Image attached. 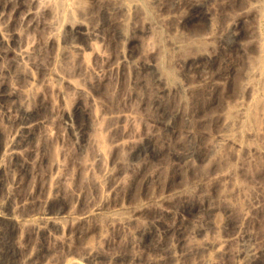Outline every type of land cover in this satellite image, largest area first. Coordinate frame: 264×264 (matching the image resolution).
<instances>
[{
  "label": "bare ground",
  "instance_id": "bare-ground-1",
  "mask_svg": "<svg viewBox=\"0 0 264 264\" xmlns=\"http://www.w3.org/2000/svg\"><path fill=\"white\" fill-rule=\"evenodd\" d=\"M144 1L146 0H0V103L4 101L8 102L9 109L17 107L19 104L20 90L23 86L22 84L20 86L18 84V80L22 79L21 77L33 81L35 85L38 84L37 87L39 88L41 86L43 91L51 89L50 87H52L53 80H59L64 84L66 89H68V93H70V91H72L74 95H84V93H87L86 87L84 88V86L80 85V82L79 84L74 83L71 80L72 74L68 75L70 73L69 70L72 69H68V67L71 66L68 58L71 59L72 54L77 57L75 55L77 52V55H81L79 53L81 51V46L78 45V47L71 44H64L65 46L60 45L61 42L65 43L60 36V22L62 23V19L67 17L73 18V21L64 22L63 25L71 27L70 30L74 28L75 31H77V34L79 33L82 37L84 36L90 41L95 40L94 42L102 44L105 42V36L108 34H106L107 32L103 33L98 30V27H96L98 24L95 23V25L94 21L96 20L98 9H101L102 6H105V8L110 7L111 3L114 2L119 5V9L126 13L124 12V15L123 13L118 14L117 8V14L113 13L114 15L112 14V17L111 14H108L110 15L111 22L108 19V15L107 19L110 24L113 23V25L116 26L121 24L120 21H122L127 28L130 27L131 32L130 34L126 33V37H128L127 40L125 39L130 48L139 42L138 38L140 35L136 36V32L143 33V42H145V44L147 43L144 41L146 38L148 41L146 45H151V49H149H155L154 51L157 55L156 58L158 59L157 63L162 67V70H159L165 74V77L168 76L167 79L169 81L167 80V82L168 84L170 83V89L165 86L166 84L164 86L170 91L175 88L179 90L178 92L181 91V97L184 98H177L179 100H177V102L188 105V120L193 124L195 130L191 135L194 136L195 144H197L198 160L200 164V166H198L197 163H190L186 160L189 162L186 167L187 170H190L194 174H198L195 178L193 177L194 179L188 182H182L181 177H177V171L174 172L175 166H173V169L169 166L172 170L167 171L164 168V165L166 164L164 159L168 155L167 153H171L174 157H177V154H180L181 152L183 153L185 144V142L183 143L184 140H182L183 133H181L180 130H177L179 127L176 125L177 129L175 127L170 136H160L161 134L156 131H159V129L154 127L153 130H151V126L155 121L152 119L153 123L149 129L151 135H148V137L150 136L151 143L153 142L155 145H158V148H160V150H156V152L161 151L159 152L160 156L157 157L155 160L156 162H154V165L157 163L158 166H152L151 163L153 162L148 160H140V163L132 165L129 170L125 167V172L128 171L127 175H129L124 177L123 167H118L116 165L118 164V161H116L118 153L126 150V145L124 146L121 137L129 136L130 134L134 136L137 134H135L136 130H133L135 129L134 127H136L134 124H137L134 123L136 120L133 119L135 112L132 114V107H128V111H130L129 113L133 116L131 118L126 110L127 107L124 106L126 107V113H123L122 111L124 110H122V113L118 112V114L113 112L115 115L112 114V116H109L110 114L108 113V117L105 118L100 116L103 119L102 125L104 132L107 133L109 137L108 142H110V145L107 143L109 145V151H106L108 149L105 150L104 143H102V145L99 143V152L95 156L92 155L94 160H91V164L93 165L96 161L101 162L102 156L104 158L109 154L107 157L109 158V163L107 164L115 165L116 169H104L103 167L102 173H100L101 177L97 181L98 183L100 182L101 186L103 185V187L100 185L98 186L103 189H101L103 192L100 190L101 195L99 198L96 196L97 200L93 199L92 201L90 199L92 201L91 203V201H87L88 199L85 201L86 197L84 198L81 193H78L77 195L75 194L77 192H75L72 193L75 197L72 199L73 201L75 200L74 204H76V206H80L77 210H74V205L73 207L69 206V208L65 207L67 209L61 215H59L60 213L58 215L45 213L47 212V209H45V212H40L39 210L44 211V209H39V207L44 201H46L45 199L55 198L53 195L54 192L55 195H57V192L62 196L61 193H63L64 188L68 186V180L70 184V182L72 183L76 179L79 181L82 178L77 175L78 177L72 180L75 177L71 176L75 169L73 167L75 166V161L74 158L70 156L69 152H67V148H65L66 139L61 133V128L54 125V137L59 143H61L59 152L61 153V157H63L62 159L61 157L59 158L62 160V163L60 162L62 165H60L58 161L56 165L58 164V167L62 166L65 168V174H59L57 172L58 174L56 173V175L53 176L52 171L54 170L51 171L53 167L49 170L51 171V174L49 172V176L52 175V177L47 179L50 181L51 178H54L51 180L53 182L51 189L45 187L46 192L50 190V193L52 192V189L55 191H53V194L46 193V195L48 194L49 196L52 194L53 197H48L47 195L46 197L48 198H43L44 201H40L42 203L38 204L39 200H37V198L39 199V197L37 196L42 189H44L43 186L49 182L44 179V181L46 180L47 182L44 184L42 181V175L39 174V171L36 168L41 166L45 155H43V153H45L43 152L45 145H43L40 140H44L46 136L45 134L41 135L42 132L38 130L42 122H37L36 120V123L33 122V124H30L24 122V118L23 120L16 119V114V118H13L11 110H6L7 113L12 116V123L15 125L13 124L14 128L13 125L12 127L10 126L13 128V132L11 133H9L11 131L10 127L9 132L3 130L7 135L9 133L8 138L6 134H3L5 135V139L0 133L1 139H3V141L5 140V142L0 145V190L3 191L4 188L7 192L2 200L1 196L3 195H1L2 192L0 191V233H5L4 231L9 224H11V226H18L19 229L23 230V241L25 244L20 243L21 248H19V250L23 248L25 252H27V255L25 256L26 258L24 257L23 259L21 253L20 258L23 260L20 259L19 256L15 258L22 260L24 264H44L51 259L47 258L49 257L47 255H49L50 252L45 248L46 246L44 247V245L49 246L48 244H51V241L53 243V245H51L52 249L55 250L56 247L61 246L60 248L66 250L65 255L61 253L64 256L60 254V257H62L61 259L58 257L60 261L57 264H253L259 258L261 260L264 259V237H256V235L254 236L252 232L249 231V226L254 229L253 225L258 223V226L262 223L260 221L261 212L264 211V0H213L212 2L210 1V4L208 3L205 11L201 14L197 12L199 11L197 10L199 4L198 0H178L177 2L174 0L175 5H172L174 6L173 9L171 8V4H169L170 6L168 5L169 0H155L156 2L153 3L155 4L153 15L150 12L151 10L148 11V9H144V5L147 4ZM84 3L88 4L87 8H84ZM234 5H238V8L233 12H229L230 8ZM114 8L116 9V7ZM149 13L151 14L150 17L148 16ZM203 20L204 22L207 21L208 24L210 23V25H208L210 27H208L207 31L205 33L202 32L203 35L199 34L201 35L199 37L201 44L196 48H203V52L200 53L199 51L198 54H200V56L198 58L195 57L187 60L186 78L188 79H185L186 82L177 83L176 79L172 76L173 65L181 61L182 58L185 59L184 57L186 55L184 53L189 50L188 48L192 49L194 43V40H192V43V38L190 37V39L187 34H185V31L188 29V26H194L198 23L200 24ZM225 24L228 25V28L231 27L232 30H234V33L239 36L238 38L241 37L245 40L243 43L239 42L240 45H237L235 48L233 47L234 49L228 53L223 52L224 50L219 44V39H221V37L215 33L216 30H222V27ZM249 24H252V27H250ZM205 28H207V26ZM103 29L105 30V27H103ZM110 29H108V33H110ZM105 31H107V29ZM94 42L90 43L94 44ZM92 44L90 46H92ZM107 44L109 43L107 42ZM145 44H143V50L148 49V47L146 49ZM95 45L96 44L90 49L94 56L93 58L96 60L102 59L105 62L103 65L99 64L98 67L92 66L96 68V71L93 72L92 70L95 80L92 81V83L90 82L91 86L90 84H88L89 87L87 86L89 89H94L92 93H94L96 89H102L101 91H103L109 85L111 86L113 81L111 79V74L114 72L113 70L115 67L117 69L118 78H120L119 81H121V77L123 78L124 76L126 80V72L130 71L129 69L125 71L127 68L125 67L126 64H123L125 62L123 61L125 58L124 54H121L119 57L112 60L113 58H106L109 54L106 56L101 54L102 49L99 45L100 48L98 51L93 49L95 48ZM121 45L122 43L119 46ZM53 49L58 52V68L54 67L56 60V57H54L55 55L52 56L50 53ZM218 50H222V52L228 56H226L228 61L226 60L227 63H223L224 65L219 62L218 55L221 53L219 51L218 54ZM70 51L75 52V54L71 52V57ZM147 52L149 53V51ZM144 53H142V57ZM182 54H184L183 57ZM250 54L254 55L250 56ZM189 55L188 57L192 56ZM248 55L249 58L247 57ZM221 56L224 57L223 54ZM244 58L249 59L247 60L249 64L248 68H246V72H244L245 77L242 78V82L239 80V87L242 94L240 92L241 95L238 94L237 97L234 95L235 97L232 104L226 103L224 101L225 98L231 96L230 94H233L234 83L236 82V77L240 71L242 61L244 63ZM140 59L142 58L140 57L139 60ZM207 59H210L211 61L213 60L215 65H211V61L208 62L210 63V65H208ZM143 61H145V59ZM75 64L76 63L74 62L73 65ZM74 70L72 72H77ZM78 71V73L83 76V74L80 73V68ZM33 72H35V75H33ZM115 73L116 71L114 74ZM88 74H91L90 70ZM132 74L131 76L133 77L135 73L134 75ZM139 75H135L136 80L140 78ZM29 80L27 83H29ZM140 82L141 81L138 80L135 81V86L142 87ZM115 84H118V80ZM131 84L134 83L131 82ZM122 85L124 86V83H122ZM135 86L133 85V87ZM53 88L55 89L54 86ZM161 89H163V87ZM137 90L135 91L137 92ZM97 91L99 92V90ZM170 91L169 94H174L170 93ZM60 92L61 94L63 93L62 91ZM138 93L139 92H137V94ZM166 93L168 94V91ZM26 96L28 98V95ZM39 96L40 106L43 105V103L46 104L43 102L45 99H40L41 96ZM30 97L32 98V96ZM97 97L94 98L96 99ZM183 99H185V103H183ZM32 100L34 99L32 98ZM136 100L138 101V112H140V109L141 111L143 110L140 112V117H143L141 114L148 111L151 107L149 106L150 108H147V102L143 100V97L140 96V94L136 97L135 101ZM131 102H133V100ZM35 104H37V106L39 105L38 103ZM5 105H7V103ZM85 107L86 106L84 105V108ZM138 107H136V109H138ZM87 108L89 109L90 105ZM100 108H102V106ZM118 110H121V108ZM101 112L104 114V111ZM101 112L99 114H101ZM150 113L153 112L149 111L148 116H150ZM143 114L145 116V113ZM181 114L184 113L182 112ZM3 115L7 117L6 114L3 113ZM1 117L3 118V116ZM100 117L98 119H100ZM143 119L141 120L143 121ZM8 121L10 122L9 117ZM147 121L145 122L147 123ZM140 123L142 124V122ZM124 124L126 125V128ZM145 126H147V124ZM191 129L192 128L189 130ZM44 131L43 128V132ZM188 133H190V131ZM145 134L148 133L145 131ZM98 138L99 137L96 139ZM46 139L43 141L44 144L46 143ZM120 140L123 145L120 143ZM97 144L95 145L96 148ZM127 148H130L128 149L129 153H132L133 145L127 144ZM130 150L132 151L130 152ZM128 156H130V154ZM70 157L73 159L72 161L69 160ZM168 158L170 159L171 157ZM168 162L169 161H167V163ZM107 164L105 163V165ZM71 165L74 168L73 170ZM100 165H102V163ZM69 166L72 170L71 173L69 172ZM55 167L57 168V166ZM11 168L16 172L15 174H13L14 172L12 173V171V174H10L9 171ZM88 168L93 169L90 167ZM40 171L44 172L42 170ZM76 173L77 172L75 171V175ZM43 174L46 173L44 172ZM31 175L35 176V182L32 181L34 184H32L34 190L29 186L31 180L28 178L33 177ZM46 175L48 177V174ZM92 176L95 175L92 174ZM36 177L39 178L36 179ZM28 181L29 183H27ZM51 181L47 185L50 186ZM94 181H96V179H94ZM42 182L44 185H42ZM27 186H29L32 191L29 188L25 190ZM78 189L75 188L74 190ZM24 190H30L28 193L25 192L26 197L23 196ZM89 190L91 191V189ZM78 191L80 192V190ZM43 194H41L42 196L40 197V200H43L42 197L45 195ZM72 195L71 197H73ZM22 196L26 198L25 200H29L26 202L23 200L24 198ZM64 197L65 195L62 196L63 199L61 200H59V197V202L64 200ZM30 200L31 203L29 202ZM67 200L66 203L68 204ZM56 201L53 200L55 203ZM24 202L26 205H28L27 203L31 204L29 210H26L27 207ZM51 202L52 201H50V203ZM70 202L72 201H70L69 198V204ZM87 202L90 204L88 205ZM223 202H226L227 204L229 203L227 207L232 208L228 209V212L224 209L223 213L227 214H224L225 216H222L223 214L219 215V206L217 207V204ZM83 204H87L88 206L82 208ZM7 205L11 206V208H7ZM37 205L39 207H36ZM236 209H238V211H236ZM233 213L237 216L238 220L235 219L236 217ZM231 218L235 219L236 222H231ZM56 226L60 227L62 230L61 234H63L61 236L64 237L58 236L60 237L58 238L52 233V229ZM253 229L251 231H253ZM17 230L15 234L18 233ZM8 233L9 231L5 234L7 235ZM253 233L255 234V232ZM11 235L13 237L12 233ZM23 235L21 234L22 237ZM34 236H37V238L39 237V242L34 241ZM13 240L15 239H12L11 241L8 239L11 243ZM49 240H51L50 243H46L49 242ZM245 242L250 243L247 245ZM72 243L75 245L74 250L72 249ZM244 243L247 247H244ZM36 244L39 246V249L37 247L36 252L33 253L34 251L32 252L31 249L35 245V250L37 246ZM10 245L12 246L14 244L12 243ZM22 245L25 246L22 247ZM122 246L131 250V252H133L132 255H128L127 257L124 256L125 254L122 255L119 253L120 251H118L117 248L120 250L119 247ZM77 247L80 249V253H77ZM13 248H15V246ZM30 251L32 253H29ZM50 251L53 252L51 249ZM17 252H19L18 248ZM63 252L65 253V251ZM192 253L193 255L197 253L195 258L193 256L194 260L192 258ZM190 254V258H192L191 260L193 261H189V263L186 262V258H188V255L190 256ZM56 256H58V253ZM58 258L56 257V259ZM53 260L54 259H52V263H54ZM22 262L21 264H23Z\"/></svg>",
  "mask_w": 264,
  "mask_h": 264
},
{
  "label": "rangeland",
  "instance_id": "rangeland-1",
  "mask_svg": "<svg viewBox=\"0 0 264 264\" xmlns=\"http://www.w3.org/2000/svg\"><path fill=\"white\" fill-rule=\"evenodd\" d=\"M176 2L178 1V0H175ZM175 1L174 0H169L168 1V5L169 4H171V8L173 9V7L174 6H172L173 4L175 5ZM210 1L212 2L213 0H198V3L200 4V6H199V4H198V7H197V10H199V11H197L199 14H201L203 11H205V8L208 6V3L210 4ZM144 2H146L147 4H149V5H147V4H145L144 6V9L145 10H147L148 9V11H150L151 12V14L153 15L154 14V11H155V4H153V3H155L156 1L155 0H146V1H144ZM149 2V3H148ZM170 2H172V3H170ZM146 5H147V8H146ZM87 6H88V4L86 3H84V8H87ZM170 6V5H169ZM204 6V7H203ZM238 5H234L232 8H230V10H229V12H233V11H235L236 10V8H238L237 7ZM111 7V8H110ZM110 7H106L105 8V6H102V8L101 9H98V11H97V15H96V20L94 21V24L96 23V24H98V26L96 25V27H98V30H100V31H102L103 33H105V32H107L106 34H108V35H106L107 37H108V39H107V37L105 36V38L108 40H106L105 39V42H103L101 45L100 44H98L97 42H94L95 40H88V38H86V37H82V35H80L79 33L77 34V31H75V29L74 28H72L71 30H70V28L71 27H69V26H64L63 25V23L64 22H70V21H73V18H71V17H67V18H65V19H62L63 20V22L61 23L60 22V26H59V31H60V36H61V39H63L64 41H65V43L64 42H61L60 43V45L61 46H65V45H68V44H71V45H75V46H81V48H80V50L82 51V53H81V51L79 52L81 55H77V53L75 54V52L74 51H70V57H71V54L72 53H74L77 57H75V56H73V54H72V57H71V59L70 58H68V60L70 61V63H68V64H70L71 66H69L68 67V69H71V70H69V74L68 75H70V74H72V77H71V80L74 82V83H76V84H79V82H80V85H82V86H84V88L86 87V92L87 93H84V95H78V94H75L74 95V93L72 92V91H70V93H68V89H66V87L64 86V84L61 82V81H59V80H53L54 82H53V84H52V87H50L49 89L50 90H42V87L40 86L39 88L37 87L38 86V84L37 85H35L34 84V82L33 81H31V80H29V83H27L28 82V80L26 79V78H24L23 79V77H21L22 79H19L17 82H18V84H19V86L22 84L23 86L21 87L22 89L21 90H23V91H21L20 90V98H19V104L17 105V107H15V108H12V109H9V104H8V102H6V101H4V102H1L0 104V114H1V116H3V118L0 116V130H2V131H0V133L2 134V136H4V138H5V135H3V134H6L3 130H5L6 132L8 131L9 132V127L11 126L12 127V125L14 124V123H12L13 122V118H16V116H17V118L16 119H18V120H23V118H24V122H28V123H30V124H33V122L34 123H36V120H37V122H42V124L39 126V131L40 132H42L41 133V135L43 134H45V138H44V140L46 139V143L44 144L43 143V139H41L40 140V142L43 144V145H45V147H44V151L43 152H45V153H43V155H44V157H43V160H42V164H43V166H42V164H41V166H38V167H36L37 168V170L39 171V174H41L42 175V181L44 182V184L45 183H47L46 182V180H48L49 181V179H47V178H50V177H52V175H50L49 176V172H50V174H51V171L52 170H54L55 171V174H54V171H52L53 173V176L54 175H56V173L58 172L59 174L61 173V174H65V171H64V169L65 168H63L62 166H60V167H58V164L56 165V163H57V161H58V163L60 164V165H62L61 163H62V160H60L59 158L61 157V153L59 152L60 151V148L59 147H61V143H59V141L58 140H56L55 139V137H54V129H53V126L54 125H57V126H59L60 128H61V133L63 134V136H64V138L66 139V147L65 148H67V152H69V154H70V156H72V158H74V165L76 166H73L72 167V165H71V168H72V170L74 169V171L72 172V170L70 169V166H69V172L71 173L72 172V174L73 175H71V176H75L72 180H74L75 178H77L78 176L77 175H79V176H81V178H79V179H81V180H74L72 183L70 182V184H69V180L67 181V185L68 186H66L65 188H64V190H63V193H61V195L63 196V195H65V201L64 200H62V201H60L59 202V200H61V199H63L62 198V196H60L57 192H56V194L57 195H55V192H54V194H53V191H55L54 189H52L51 191L52 192H50V193H52L53 195H54V197L56 198H52V199H50V198H48V197H53L52 196V194H51V196H49L48 194V197H46L47 195H46V193H49V191L48 192H46V188L48 189H51V186H52V181L51 180H53V178H51L50 179V181H51V183H50V186L49 185H47V184H49V182L47 183V184H43V182H42V185H44L43 186V188L45 189H42V191L39 193V195L37 196V197H39V199L37 198V200H39L38 201V204H40V203H42L43 201H44V199H45V197L46 198H48V199H45L46 201H44L41 205H40V207L37 205L36 207H39V209H44V211H41V210H39L40 212H45V209H47L46 211L47 212H45V213H49V214H51V215H58L59 213V215H61L62 213H64L65 211H66V209L67 208H65V207H68L69 208V206H71V207H73L74 205V210H77V208H80V206H76V204H74L75 203V200L73 201V199L75 198L73 195H72V193H75V192H77V193H75V194H77L78 195V193H81L82 195H83V197L85 198V201H86V199H88L87 201H93V199H96L97 200V197L99 198V196L101 195V191L103 190L102 188H100V187H98L99 185H100V182L98 183L97 181L100 179V173H102V170H103V167H104V169H116V166L115 165H112V164H107V163H109L108 162V159L109 158H107L108 157V155L106 156V157H104L103 158V156H102V161L101 162H95L93 165L91 164V160H94V158H93V156H95L99 151V149H100V145H99V143H101V145H102V143H104L105 144V150L106 149H108L109 148V145H110V142H108V140H109V137H108V135H107V133H105L104 132V128H103V125H102V121H103V117L105 118V117H108L107 115H109V116H112V114L113 115H115V113H117L118 114V112L120 113L122 110H124V111H122L123 113H126V110H127V112H128V115H132V114H134V112H135V116H134V118L133 119H135L134 121V123H137V124H134L136 127H134L135 129H133L134 131H135V134L136 135H132V134H130L129 136H123V137H121V140H123V143H124V146L126 147V150L124 151H122L121 153H118V158L116 157V161H118L117 163L118 164H116L118 167H123V169H124V172H123V176L124 177H126V176H128L127 175V172H125L126 171V168H127V170H129L130 169V167L132 166V165H136L137 163H140V160L141 161H143V160H148V161H150V162H153V163H151V165L152 166H158V164L157 163H155V165H154V162H156L155 160H156V158L157 157H159L160 156V153L159 152H161V151H158V152H156V150H160V148H158V145H155L153 142V144L151 143V138H150V136L148 137V135H151V131L149 130L151 127V130H153V128L154 127H156V129H159V131L158 130H156L157 131V133L159 132V134H161L160 136H170L171 135V133H172V131L175 129V127H176V129H177V126L179 127L177 130H180V132L181 133H183L182 134V140H184L183 141V143L185 142V144H184V148H183V153L181 152L180 154H177V157H174L171 153H167L168 155L165 157V159H164V162L166 163L165 165H164V163H163V165L165 166L164 168L167 170V171H170V170H172L174 167L173 166H175V169H177V170H175L174 169V172L175 171H177L176 172V174H178L177 175V177H181V179H182V182H188V181H190V180H192V179H194L195 178V176H197L198 174L197 173H192L190 170L188 171L187 170V165H188V163L190 162V163H194V164H196L197 163V165L198 166H200V164H199V160H198V153H197V151H198V149H197V144H195L196 142H195V139H194V136H192L191 134H192V132H195V130H194V126H193V124L188 120V115H187V113H188V110H189V108H188V105L187 104H182L181 102H177V98H184V97H181L182 95L180 94L181 93V91L180 92H178L179 90L177 89V88H175V89H173L172 91H170L169 89H170V87H169V84H168V82H167V77L168 76H166L165 77V74H163L160 70H162V67H160L161 65L160 64H158L157 63V61H158V59L156 58V52L154 51V50H150L151 49V45L149 46H147L146 44L148 43V41H147V39L145 38V40L144 41H146L147 43L145 44V42H143V36H144V34L143 33H140V32H136V36H138V35H140V37L138 38V41L139 42H137L136 43V45H134L133 47H129L127 44V37H126V33L127 34H130V32H131V29H130V27L129 28H127L126 27V25H124V22H122V21H120L121 22V24H119V25H113V23L112 24H110V22H111V20H110V15H108V14H111V17H112V14L114 13V14H117V12H118V14H120V13H123V15H124V12L125 11H122L121 9H119L118 7H119V5L118 4H116V3H111V6ZM114 7H116V9L114 8ZM117 8H118V11H117ZM102 9H104V10H102ZM108 9V10H107ZM154 9V10H153ZM233 9V10H232ZM100 10V11H99ZM105 10H106V12H105ZM112 10H114V11H112ZM108 11V12H107ZM117 11V12H116ZM147 11V12H148ZM153 11V12H152ZM101 12V13H100ZM105 12V13H104ZM126 13V12H125ZM113 14V15H114ZM150 13H149V17H150V15H151ZM107 15H108V17H107ZM110 20V22H109V20ZM61 20V19H60ZM110 26H109V25ZM126 24V23H125ZM111 25H113V26H111ZM122 25V26H121ZM208 25H210V23L208 24L207 23V21H205L204 22V20L203 21H201L200 22V24L198 23L197 25H194V26H188L187 28L188 29H186V31H185V34H187V36L191 39V42H192V40H194L193 42L195 43V45H194V43H193V45H192V49L191 48H188L189 50H187L184 54L186 55L184 58L185 59H181V61H179L177 64H175V65H173L172 67H173V69H172V76H173V78L174 79H176V81H177V83L178 82H186V80L188 79V78H186L187 77V72H186V66H187V60H189L190 58H198L199 56H200V54H198L199 53V51H200V53H202L203 51V48H196V47H199V45L201 44V42H200V36L201 35H199V34H202L203 35V33H205L206 31H207V29H208V27H210V26H208ZM106 26H108V27H106ZM120 26H121V28H120ZM207 26V28H205ZM249 26L250 27H252V24H249ZM101 29H100V28ZM103 27H105V30L107 29V31H105L104 29H103ZM117 27V28H116ZM123 27V28H122ZM126 27V28H125ZM226 27V28H225ZM249 27V28H250ZM112 30H111V29ZM212 28V27H211ZM64 29V30H63ZM103 29V30H102ZM108 29H110V33H108L109 31H108ZM226 29V30H225ZM122 30V31H121ZM124 30V31H123ZM199 30V31H198ZM125 31H127V32H125ZM197 31V32H196ZM218 30H216V34L219 36V37H221V39H219L220 40V45H221V48H223V52H225V53H228V52H230L231 50H233L235 47H237V45L239 46L240 45V43H243V41H245V40H243L241 37L240 38H238L239 36H237L235 33H234V30H232V28L230 27V28H228V25H223V27H222V30H219L218 32H220V33H218L217 32ZM222 31H223V33H222ZM112 32V33H111ZM129 32V33H128ZM189 32H190V34H189ZM203 32V33H202ZM121 33V34H120ZM232 33V34H231ZM113 36H112V35ZM194 34V35H193ZM125 35V36H124ZM198 35V36H197ZM224 35V36H223ZM236 35V36H235ZM65 36V37H64ZM195 36V37H194ZM235 37V39H234V37ZM126 37V38H125ZM224 39H223V38ZM140 38H141V40H140ZM195 38H198L199 39V41H198V39H195ZM237 38V39H236ZM85 39V40H84ZM126 39V40H125ZM241 39H242V41H241ZM71 40H72V42H71ZM123 40V41H122ZM225 40V41H224ZM68 41V42H67ZM111 41V42H110ZM117 41H118V43H117ZM126 43H125V42ZM66 42H67V44H66ZM87 42V43H86ZM89 42V43H88ZM90 42H94V44H96L95 45V48H93V49H95V50H99V48L101 47V51L103 52V51H106V52H101V54L102 55H108L109 54V56L107 57L106 56V58H113L112 60H114V59H116L117 57H119L121 54H124V56H125V58H124V60L123 61H125L123 64H126L125 65V67L127 68V69H125V71L126 70H130V71H128V72H130V73H128V72H126V80H125V76L122 78L121 77V81H119L120 80V78H118V73H117V69H116V67H115V69L113 70L114 72L116 71V73L114 74V72L111 74V79L113 80L112 81V83H111V86L109 85L107 88H105L103 91H101L102 89H96L95 90V92L94 93H92L93 92V90L94 89H89L88 87V84H90V86H91V83H92V81H94L95 79H94V75L92 74L94 71H96V68L95 67H92V66H97L98 67V65L100 64V65H103L104 64V62L105 61H103L102 59H98V60H96L95 58H93L94 56H93V54L91 53L92 51L90 50V49H92L91 47H94V44H92V43H90ZM107 42L109 43V44H107ZM142 42V43H141ZM196 42H198V43H196ZM200 42V43H199ZM240 42V43H239ZM73 43V44H72ZM118 45H117V44ZM122 43V45L121 46H119L120 44ZM65 44V45H64ZM89 44V45H88ZM92 44V46H90ZM139 44V45H138ZM142 44V45H141ZM143 44H145L146 45V49H147V47H148V49L147 50H143ZM83 45V46H82ZM88 45V46H87ZM100 47H99V46ZM113 45V46H112ZM232 45V46H231ZM78 46V47H79ZM87 46V47H86ZM97 46V47H96ZM111 46V47H110ZM117 46V47H116ZM141 46V47H140ZM104 47H106V48H104ZM122 47H123V49H122ZM126 47V48H125ZM128 47V48H127ZM234 47V48H233ZM83 48V49H82ZM96 48H98V49H96ZM116 48V49H115ZM124 48H125V50H124ZM133 48V49H132ZM118 49H119V51H118ZM54 50V49H53ZM50 51V53H51V55L53 56V55H55L54 57H56V60H55V64H54V67L55 68H58V62H59V58H57L58 56V52L57 51ZM122 50H124V51H122ZM129 52H128V51ZM226 50V51H225ZM229 50V51H228ZM147 51H149V53H150V55H149V53L147 52ZM219 51H220V53L221 54H219ZM72 52V53H71ZM117 52V53H116ZM127 52V53H126ZM145 52V53H144ZM222 52V50H218L217 51V53L219 54H217L218 55V57H219V62L221 63V64H226L227 63V61H228V56H227V54H225V53H223ZM53 53V54H52ZM107 53V54H106ZM142 53H144V55L146 56H144L143 55V57H142ZM91 54H92V56H91ZM126 54V55H125ZM184 54H182V57H183V55ZM190 54V55H189ZM198 54V55H197ZM223 54V56L226 58H224V57H222L221 55ZM188 55L189 56H191V57H188ZM194 55V56H193ZM252 55H254V54H250V56H252ZM79 56H80V58H79ZM127 56V57H126ZM138 56V57H137ZM227 56V57H226ZM142 58V59H140L139 60V58ZM222 57V58H221ZM248 58H249V55L247 56ZM159 58V57H158ZM248 58H244V63H243V61H242V65H241V67H240V71H239V73H238V75H237V77H236V82L234 83V88H233V94H230L231 96H229V97H227V98H225V102L226 103H230V104H232L233 103V99H234V97L236 96H238V94L239 95H241L242 94V92H241V89H240V85H239V82L241 81L242 82V78H244L245 77V74H244V72H246V68H248V64H249V62L247 61V60H249ZM252 58V57H251ZM145 59V61H146V63H145V61H143ZM225 60V61H224ZM227 60V61H226ZM68 61V62H69ZM95 61V62H94ZM102 61V62H101ZM143 61V62H142ZM182 61H184V62H182ZM185 61H186V63H185ZM211 60L209 59H207V63L208 62H210ZM76 63L75 65H73V63ZM98 64H97V63ZM137 62V63H136ZM226 62V63H225ZM95 63V64H94ZM139 63V64H138ZM141 63V64H140ZM144 63V64H143ZM210 63H212L211 65H215L214 64V62H213V60L210 62ZM210 63H208V65H210ZM128 64V65H127ZM135 64V65H134ZM144 66H143V65ZM183 66H182V65ZM185 64V65H184ZM223 64V65H224ZM245 64V65H244ZM57 67H56V66ZM79 67H78V66ZM81 65H82V67H81ZM75 66V67H74ZM132 66V67H131ZM78 67V68H77ZM135 67H136V69H135ZM185 67V68H184ZM79 70V68H80V73L81 74H83V76L82 75H80L78 72V70ZM82 68H84V69H82ZM137 68H140V69H137ZM244 68V69H243ZM76 70L77 72H72L73 70ZM87 69V70H86ZM143 71H142V70ZM160 69V70H159ZM183 69V70H182ZM74 70V71H75ZM85 70V71H84ZM89 70H90V72H91V74L89 75L88 73H89ZM92 70H93V72H92ZM245 70V71H244ZM133 71V72H132ZM139 71H140V73H139ZM72 72V73H71ZM88 72V73H87ZM136 72H138V73H136ZM35 72H33V75H35L34 74ZM133 73V74H132ZM134 73H135V75H139L140 76V78L139 79H137L138 81H141L140 83L142 84L141 86L142 87H139V86H135V81H137L136 80V76L134 75ZM86 74V75H85ZM131 74L132 75H134L133 77L131 76ZM161 74H162V76H161ZM184 74V75H183ZM241 76H240V75ZM77 77H76V76ZM128 75V76H127ZM142 75V76H141ZM176 75V76H175ZM183 75V76H182ZM73 76H74V78H73ZM82 76V77H81ZM85 76H86V78H85ZM80 77V78H79ZM85 79H84V78ZM115 77V78H114ZM117 77V78H116ZM135 77V78H134ZM165 79H164V78ZM177 77V78H176ZM179 77V78H178ZM76 78H79V79H76ZM128 78H131V79H128ZM241 78V79H240ZM91 79V80H90ZM142 79V80H141ZM162 79V80H161ZM180 79V80H179ZM186 79V80H185ZM21 80V81H20ZM115 80H116V82H115ZM117 80H118V86L115 84V83H117ZM128 80V81H127ZM129 80H131V81H129ZM185 80V81H184ZM240 80V81H239ZM84 81H86V82H84ZM122 81H124V82H122ZM165 81V82H164ZM169 81V80H168ZM26 82V83H25ZM82 82V83H81ZM91 82V83H90ZM120 82H121V84H120ZM125 82H126V84H125ZM131 82H133L134 84H131ZM160 82H162V83H160ZM167 82V83H166ZM84 83V84H83ZM86 83V84H85ZM122 83H124V86L122 85ZM136 83H138V82H136ZM238 83V84H237ZM25 84V85H24ZM26 84H28V85H26ZM120 84V85H119ZM166 84V85H165ZM127 85V86H126ZM133 85L135 86V87H133ZM159 85H161V86H159ZM168 87L169 89L167 90V88L165 87ZM168 85V86H167ZM29 86V87H28ZM36 86V87H35ZM53 86L55 87V89L53 88ZM88 86V87H87ZM149 86H150V88H149ZM127 87V88H126ZM157 87V88H156ZM163 87V89H161ZM111 88V89H110ZM113 88V89H112ZM141 88V89H140ZM152 88V89H151ZM239 88V89H238ZM33 89V90H32ZM40 91H39V90ZM58 89V90H57ZM131 89V90H130ZM137 89H139V90H137ZM144 89V90H143ZM157 89V90H156ZM35 90V91H34ZM39 92H38V91ZM56 90V91H55ZM87 90H89V91H91V92H89V91H87ZM97 90H99V92L97 91ZM111 90V91H110ZM125 90V91H124ZM127 90V91H126ZM133 90V91H132ZM135 90H137V92H139L138 94H137V92L135 91ZM159 90V91H158ZM166 90V91H165ZM176 90V91H175ZM235 90V91H234ZM52 91H54V92H52ZM60 91H62L63 93L61 94V92ZM110 93H109V92ZM123 91V92H122ZM143 91V92H142ZM149 91H150V93H149ZM168 91V94L166 93ZM169 91H170V93H174V94H169ZM23 94H22V93ZM34 92V93H33ZM49 92V93H48ZM60 94H59V93ZM103 92V93H102ZM107 92V93H106ZM114 92V93H113ZM122 92V93H121ZM124 92H125V94H124ZM134 92V93H133ZM135 92H136V94H135ZM157 92V93H156ZM240 92H241V94H240ZM25 93V94H24ZM37 93V94H36ZM43 95H45V96H43ZM65 93V94H64ZM101 93V94H100ZM132 95H130V94ZM145 93V94H144ZM152 93V94H151ZM155 93V94H154ZM161 93V94H160ZM166 93V94H165ZM179 93V94H178ZM41 96H39V95ZM58 94H59V97H58ZM67 94V95H66ZM71 94V95H70ZM73 94V95H72ZM89 94V95H88ZM136 96H135V95ZM140 94V96H142L143 97V100H145L146 102H147V108H150V109H148V111H146V112H143V113H145V116H144V114L142 113L141 114V116H143V117H140V112H142L141 111V109H140V112H138L139 111V107H138V101L136 100L135 101V99H136V97L138 96ZM176 94V95H175ZM22 95V96H21ZM25 95V96H24ZM26 95H28V98H27V96ZM32 96V98L34 99V100H32V98L30 97V96ZM34 95V96H33ZM40 97V99H42V98H44L45 100H43V102H45L46 104H48V105H46V104H44L43 103V105H41L40 106V101H39V98H38V96ZM61 95V96H60ZM65 95V96H64ZM70 95V96H69ZM92 95V96H91ZM98 97H97V96ZM119 95V96H118ZM127 95H129V96H127ZM134 95V96H133ZM160 95V96H159ZM235 95V96H234ZM37 96V97H36ZM73 96V97H72ZM97 97L96 99L94 98V97ZM101 96V97H100ZM103 96V97H102ZM125 96V97H124ZM145 96V97H144ZM147 96V97H146ZM173 96V97H172ZM176 96V97H175ZM179 96V97H178ZM107 97V98H106ZM131 97V98H130ZM38 99V101H37V99ZM78 98V99H77ZM100 98V99H99ZM124 98V99H123ZM135 98V99H134ZM155 98V99H154ZM176 98V99H175ZM28 99V100H27ZM48 99V100H47ZM131 99V100H130ZM166 101H165V100ZM170 99V100H169ZM46 100H47V102H46ZM77 100V101H76ZM80 100V101H79ZM130 100V101H129ZM133 100V102H131ZM37 101V102H36ZM87 101V102H86ZM112 101V102H111ZM134 101H135V104H134ZM149 101V102H148ZM179 101V100H178ZM80 102H81V104H80ZM89 102V103H88ZM157 102V103H156ZM163 102V103H162ZM7 103V105H5ZM35 103H38L39 105L37 106V104H35ZM74 103V104H73ZM108 103V104H107ZM153 105H152V104ZM179 103V104H178ZM183 103H185V99H183ZM113 104V105H112ZM128 104V105H127ZM134 105V107H133V105ZM168 104H169V106H168ZM33 105H35V106H33ZM84 105L86 106L85 108H84ZM90 105V108L88 109L87 107ZM102 106V108H100L101 106ZM105 105V106H104ZM111 107H110V106ZM171 105V106H170ZM6 106V107H5ZM100 106V107H99ZM124 106H126L127 107V109L125 110V108L126 107H124ZM130 106V107H129ZM150 106V107H149ZM185 106V107H184ZM2 107H3V109H2ZM128 107L129 108H131V110L133 111H131V113H129L130 111H128L129 109H128ZM136 107H138V109H136ZM184 107V108H183ZM36 108H38V109H36ZM116 108H121V110H118V109H116ZM124 108V109H123ZM152 108H153V110H152ZM176 108H178V109H176ZM183 108V109H182ZM14 109V110H13ZM98 109V110H97ZM99 109H100V111H99ZM112 109V110H111ZM118 110V111H116V110ZM170 109V110H169ZM172 109V110H171ZM9 111V110H11V115L13 116V118H12V116L11 115H9L8 113H7V111ZM17 110V111H16ZM39 110V111H38ZM109 110V111H108ZM137 110V111H136ZM178 110V111H177ZM4 111H6V112H4ZM13 111V112H12ZM32 111V112H31ZM97 111V112H96ZM101 111H104V114H103V112H101ZM110 111H111V113H110ZM149 111H151V112H153V113H150L149 115L150 116H148V113H149ZM155 111V112H154ZM184 113V114H181L182 112ZM101 112V114H99ZM113 112H115V113H113ZM121 112V113H122ZM157 112V113H156ZM176 112H178V113H176ZM181 112V113H180ZM3 113L4 114H6L7 115V117L5 116V115H3ZM13 113V114H12ZM38 113V114H37ZM109 113V114H108ZM155 113V114H154ZM15 114H16V116H15ZM106 114V115H105ZM153 114V115H152ZM30 115H32V116H30ZM93 115V116H92ZM98 115V116H97ZM152 115V116H151ZM177 115V116H176ZM184 115V116H183ZM11 116V117H10ZM96 116H97V118H96ZM102 118H101V117ZM148 116V117H147ZM159 116V117H158ZM175 116V117H174ZM178 116H179V118H178ZM181 116V117H180ZM8 117H9V119H10V122L8 121ZM29 117V118H28ZM100 117V119H98ZM133 116H131V118H132ZM139 119H138V118ZM183 117V118H182ZM12 118V119H11ZM22 118V119H21ZM143 118H146V119H143ZM178 118V119H177ZM180 118H182V119H180ZM33 121H32V120ZM102 119V120H101ZM141 119H143V121L141 120ZM152 119H153V121H154V123H153V121H152ZM35 120V121H34ZM52 120H53V122H52ZM141 120V121H140ZM148 120V121H147ZM150 120V121H149ZM99 121V122H98ZM101 121V122H100ZM138 121H139V123H138ZM145 121H147V123L145 122ZM177 121V122H176ZM140 122H142V124L140 123ZM176 122V123H175ZM187 122V123H186ZM55 123V124H54ZM145 123V124H144ZM155 124V125H153V124ZM177 123H179V124H177ZM106 124V123H105ZM139 124H140V126H139ZM147 124V126H145ZM151 124H152V126H151ZM15 125V124H14ZM14 125H13V128H14ZM101 125V126H100ZM125 125V124H124ZM143 125V126H142ZM177 125V126H176ZM186 127H185V126ZM42 126V127H41ZM151 126V127H150ZM170 126V127H169ZM192 128L191 130H189L190 128ZM10 127V132L9 133H11V132H13V128H11ZM41 127V128H40ZM100 127V128H99ZM140 127H141V129H140ZM148 127V128H147ZM43 128H44V132H43ZM99 128V129H98ZM125 128H126V125H125ZM171 128V129H170ZM225 128V127H224ZM223 128V129H224ZM146 129V130H145ZM140 130V131H139ZM186 130V131H185ZM187 130H188V132L190 131V133H188L187 132ZM192 130H194V131H192ZM143 131V132H142ZM145 131L148 133V134H145ZM46 132V133H45ZM95 132H97V133H95ZM140 132H141V134H140ZM165 132H167V133H165ZM185 132V133H184ZM9 133H8V135L6 134V136H7V138H8V136H9ZM1 134H0V145L1 144H3L4 142H5V140L3 141V139H1ZM47 134V135H46ZM96 134H98V135H100V136H98V135H96ZM133 134H134V132H133ZM163 134H165V135H163ZM166 134H168V135H166ZM106 135V136H105ZM120 135V134H119ZM145 135H146V138H145ZM105 136V137H104ZM97 137H99L98 139H96ZM100 137H102V138H100ZM149 139H148V138ZM55 140H54V139ZM92 138V139H91ZM104 138H106V139H104ZM124 138V139H123ZM165 138V137H164ZM186 138V139H185ZM6 139V138H5ZM101 139V140H100ZM104 139V140H103ZM190 139V140H189ZM91 140V141H90ZM121 140H120V143H121ZM130 140H131V143H130ZM56 141V142H55ZM93 141H94V143H93ZM105 141V142H104ZM149 141V142H148ZM92 142V143H91ZM96 142V143H95ZM97 142H98V144H97ZM90 143V144H89ZM107 143H109V145L107 144ZM123 143H121L122 145H123ZM130 144V145H133V151L132 150H130V152L132 151V153H129V150L128 149H130V148H127V144ZM89 144V145H88ZM92 144V145H91ZM97 144V148H96V145ZM103 144V145H104ZM135 144V145H134ZM99 145V146H98ZM155 145V146H154ZM58 146V147H57ZM69 146V147H68ZM95 146V147H94ZM111 146H112V144H111ZM152 146V147H151ZM157 146V147H156ZM107 147V148H106ZM153 147H154V149H153ZM160 147V146H159ZM186 147V148H185ZM59 149V150H58ZM96 149H97V151H96ZM88 151V152H87ZM106 151H109V149L108 150H106ZM128 151V152H127ZM155 151V152H154ZM185 152V153H184ZM91 155H90V154ZM93 153H95V154H93ZM108 153V152H107ZM130 154V156H128L129 154ZM154 153H156V154H154ZM158 153V154H157ZM114 154H115V152H114ZM113 154V155H114ZM119 154H121V155H119ZM183 154V155H182ZM93 155V156H92ZM156 156V157H154V156ZM92 156V157H91ZM168 157H171V158H173V159H171V161H170V159L168 158ZM63 157H61V159H62ZM71 157L69 158V160H73ZM93 158V159H92ZM106 158H107V160H106ZM145 158V159H144ZM146 158H148V159H146ZM150 158V159H149ZM175 158V159H174ZM192 158V159H191ZM194 158V159H193ZM120 161H119V160ZM209 159H210V157H209ZM60 160V161H59ZM78 160V161H77ZM166 160V161H165ZM186 160H188V161H186ZM191 160V161H190ZM44 161V162H43ZM70 161V162H71ZM107 161V162H106ZM124 161V162H123ZM167 161H169L168 163H167ZM61 162V163H60ZM70 162H69V164H70ZM187 162V163H186ZM55 163V164H54ZM102 163V165H100ZM105 163L107 164V165H105ZM185 163V164H184ZM172 164V165H171ZM175 164V165H174ZM57 166V168L55 167V166ZM94 166V167H92V166ZM97 165V166H96ZM113 166V167H112ZM172 168H170V167ZM42 167V168H41ZM54 169H53V168ZM88 167H90V168H93V169H89ZM109 167V168H108ZM110 167H112V168H110ZM126 167V168H125ZM167 167V168H166ZM180 167H181V169H180ZM184 167V168H183ZM40 168V169H39ZM52 168V169H51ZM59 168H60V170H59ZM168 168H170V169H168ZM51 169V171H49ZM86 169V170H85ZM121 169V168H120ZM40 170H42V171H44L46 174H48V177H47V175L46 174H43L44 172H41ZM122 170V169H121ZM179 170V171H178ZM11 171H12V173L14 172V170H13V168H11L10 169V174H12L11 173ZM60 171V172H59ZM64 171V172H63ZM75 171L77 172L76 173V175H75ZM181 171V172H180ZM184 171V172H183ZM79 172V173H78ZM92 172V173H91ZM122 172V171H121ZM16 172H14L13 174H15ZM57 173V174H58ZM70 173H69V175H70ZM81 173V174H80ZM126 173V174H125ZM91 174V175H90ZM92 174H94L95 176H92ZM175 174V173H174ZM188 174V175H187ZM43 175H45V176H43ZM92 176V177H90V176ZM186 175V176H185ZM31 176H33V175H31ZM68 176V175H67ZM87 177V178H86ZM190 177V178H189ZM194 177V178H193ZM39 177H36V179H38ZM28 179H30L31 180V182H30V184H29V186H31L32 188H33V190H34V187L32 186V184H33V182H35L34 180H35V176H33V177H30V178H28ZM44 179H46L45 181H44ZM94 179H96V181H94ZM29 180V181H30ZM89 180V181H88ZM29 181L27 182V183H29ZM33 181V182H32ZM84 181V182H83ZM91 181H92V183H91ZM36 182H37V180H36ZM76 182V183H75ZM89 182V183H88ZM97 182V183H96ZM84 183V184H83ZM94 183V184H93ZM83 184V185H82ZM89 184V185H88ZM97 184V185H96ZM34 185V184H33ZM7 186V185H6ZM29 186H27L26 187V189L25 190H27L28 188L29 189H31ZM82 186V187H81ZM95 186V187H94ZM101 186V185H100ZM46 187V188H45ZM93 187V188H92ZM101 187H103V185L101 186ZM6 188V187H5ZM53 188V187H52ZM69 188V189H68ZM76 188V189H78V190H80V192L78 191V190H74V189ZM87 188V189H86ZM68 189V190H67ZM71 189V190H70ZM72 189H73V191H72ZM82 189V190H81ZM89 189H91V191L89 190ZM102 189V190H101ZM5 190V191H4ZM24 190V192H23V196H25L26 197V194H25V192L26 193H28L29 191H25ZM66 190V191H65ZM101 190V191H100ZM1 191V190H0ZM4 191V192H3ZM3 191H1L0 193H1V195H3V196H1L2 197V200L4 199V196H5V193H7L6 192V189H4L3 188ZM31 191H32V189H31ZM69 191V192H68ZM71 191V192H70ZM87 191V192H86ZM93 191V192H92ZM96 191V192H95ZM83 192V193H82ZM103 192V191H102ZM45 195H44V194ZM49 193V194H50ZM87 193V194H86ZM100 193V194H99ZM41 194H43L44 196L42 197V199L43 200H40L41 198ZM96 194V195H95ZM59 195V196H58ZM71 195L73 196V197H71ZM88 195V196H87ZM90 195V196H89ZM92 195V196H91ZM22 196V197H23ZM58 196V197H57ZM69 196V197H68ZM97 196V197H96ZM25 197H23L24 199L23 200H25L26 198ZM28 197V196H27ZM60 197V198H59ZM92 197H94V198H92ZM58 198H59V200H58ZM69 198H70V201H72V202H70V204H69ZM73 198V199H72ZM1 199V198H0ZM68 199V200H67ZM91 199V200H90ZM1 200V201H2ZM29 199H27V200H25L26 202L28 201ZM52 201L53 202V200L54 201H56V200H58V201H56V203L55 202H51L50 203V201ZM66 200H67V202H68V204L66 203ZM40 201H42V202H40ZM64 201V202H63ZM92 201H91V203H92ZM30 203H31V200L29 201ZM89 202H87L88 203V205L90 204ZM25 203V202H24ZM47 203H50V204H47ZM65 203V204H64ZM72 203V204H71ZM84 203H86V202H84ZM28 205H26V203H25V205H26V210H29V206L31 205V204H29V203H27ZM44 204V205H43ZM226 204V205H225ZM14 205V204H13ZM67 205V206H66ZM87 204H83L82 206V208H85V207H87L88 206ZM227 205H229V203L227 204L226 202H223V203H219V204H217V207L219 208V215H222V216H225V215H227L226 213H223L224 212V209H225V211H227L228 212V209H232L231 207H227ZM44 206H45V208H44ZM85 206V207H84ZM11 208V206H9V205H7V208ZM41 207H43V208H41ZM31 208V207H30ZM81 208V209H82ZM222 208V209H221ZM38 209V208H37ZM65 209V210H64ZM31 210V209H30ZM63 210V211H62ZM264 210V209H263ZM50 211V212H49ZM236 211H238V209H236ZM225 214V215H224ZM234 214V213H233ZM236 215H237V213H236ZM234 216H235V214H234ZM234 216H232V217H234ZM236 218V220H238V218H237V216H235ZM224 218V217H223ZM233 218H231L230 220H231V222L232 221H234V223L236 222V220L235 219H233ZM260 221L262 222L260 225H258L257 226V224H255V225H253V227H254V229L251 227V226H249V231L250 232H252V234L255 236L256 235V237H264V211L263 212H261V219H260ZM232 224V223H231ZM12 227H14V228H12ZM256 227V228H255ZM259 227V228H258ZM253 229V231H251L252 229ZM13 229V230H12ZM18 229V230H17ZM263 229V230H262ZM9 231V233L6 235L5 233H7L8 231ZM16 230L18 231V233L17 234H15V232H16ZM22 229H19V227L18 226H11V224H9L7 227H6V230L4 231L5 233H3V232H1L0 233V236H2V237H0V264H21V262H22V260L24 259V257L27 255V252H25V250L22 248V249H20L21 251H23L24 253H25V255H24V253L23 252H21L20 250H19V248H21L20 247V245L21 244H25L24 243V233H22L23 232V230L21 231ZM255 230V231H254ZM14 233H13V232ZM20 231V232H19ZM52 233H54L56 236L55 237H58V236H61V235H63V234H61L62 233V230L60 229V227H58V226H56V227H54L53 229H52ZM253 232H255V234L253 233ZM257 232V233H256ZM261 232V233H260ZM3 233V234H2ZM11 233L13 234V237H12V235H11ZM21 234L23 235V237L21 236ZM262 234V235H261ZM9 235V236H8ZM5 236V237H4ZM7 236V237H6ZM15 236H16V238H15ZM4 237V238H3ZM12 237V238H11ZM20 237V238H19ZM35 238H34V241H36V242H39V237L37 238V236H34ZM61 237H64V236H61ZM2 238V239H1ZM7 238V239H6ZM21 238H23V239H21ZM37 238V239H36ZM58 238H60V237H58ZM8 239L11 241L12 239H15V240H13V244L14 245H12L13 247L15 246V248H13L10 244H12L10 241H8ZM19 242H17V241ZM6 241V242H5ZM16 241V242H15ZM50 241L51 240H49V242H46V243H50ZM4 243V244H3ZM15 243H17V244H15ZM21 243V244H20ZM45 243V244H46ZM247 245H249V243L250 242H245ZM245 243H244V245H245ZM19 244V245H18ZM74 243H72V245H73ZM17 245V246H16ZM37 245V244H36ZM49 246H47V245H44V247L46 248V249H48L47 251L48 252H50L49 253V255H47V256H49V257H47L48 259L49 258H51V259H49L48 261L47 260H45V261H47V262H45L44 264H57L59 261H60V259L62 258V257H60V254L61 253H63L64 255L66 254V250L65 249H63V248H60V247H56V249L57 248H59V249H52V246L51 245H53V243H52V241H51V244H48ZM11 246V247H10ZM25 246V245H24ZM23 245H22V247H24ZM77 246V245H76ZM242 246V245H241ZM34 247H35V245L33 246V248L31 249V251L33 252V253H35L36 252V250H37V247H38V249H39V246L37 245L36 246V249L34 250ZM43 247V248H44ZM49 247V248H48ZM74 247V248H73ZM244 247H247L246 245L244 246ZM244 247H242V248H244ZM17 248H18V251L19 252H17ZM120 248V250L117 248V250L118 251H120L119 253H121L122 255L123 254H125L124 256H127L128 257V255H132V253L133 252H131V250H129L128 248L126 249V247L125 246H122V247H119ZM124 248H125V250H124ZM15 249H16V251H15ZM45 249V250H46ZM50 249L51 250H53V252L52 251H50ZM72 249L74 250L75 249V245H73L72 246ZM60 251V253H59V251ZM61 250H62V252H61ZM116 250V251H117ZM124 250V251H123ZM11 251H13V252H11ZM29 252V253H32V252ZM63 251H65V253L63 252ZM76 251H77V253L79 252H81L80 251V249H78V247L76 248ZM133 251V250H132ZM10 252H11V254H10ZM17 253V254H16ZM21 253H22V257H23V259L22 258H20L21 257ZM52 253H53V256H55V257H53L52 256ZM57 253H58V256H56L57 255ZM128 253V254H127ZM54 254H56V255H54ZM63 254H61L62 256H64ZM197 254V253H196ZM196 254H194L193 255V253H192V258H193V256H194V258H195V256H196ZM11 255H13V256H11ZM24 255V256H23ZM17 256H19V258L20 259H22V260H18V259H16L15 257H17ZM53 258H52V257ZM129 256V257H130ZM56 257L58 258V259H56ZM191 257V254H190V256L188 255V258H186V262H191V261H193L194 260V258H193V260H191L192 258H190ZM26 258V257H25ZM46 258V259H47ZM52 259H54L53 260V262L54 263H52ZM188 260V261H187ZM16 261H18V262H15ZM189 262V263H190ZM23 264H24V262H22ZM174 264H178V263H174ZM253 264H264V259H258L256 262H254Z\"/></svg>",
  "mask_w": 264,
  "mask_h": 264
}]
</instances>
